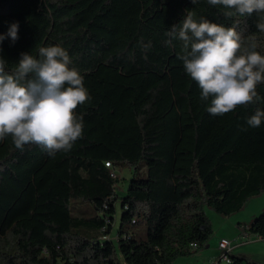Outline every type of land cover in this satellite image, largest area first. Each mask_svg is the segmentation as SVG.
Returning <instances> with one entry per match:
<instances>
[{
  "label": "trees",
  "instance_id": "1",
  "mask_svg": "<svg viewBox=\"0 0 264 264\" xmlns=\"http://www.w3.org/2000/svg\"><path fill=\"white\" fill-rule=\"evenodd\" d=\"M188 11L255 34L264 55L255 14L226 18L207 0H0L5 72L23 53L58 45L91 97L76 109L84 132L67 153L53 158L35 144L21 151L11 137L0 141V264H174L208 245L207 207L229 215L264 192V122L246 123L264 110V84L258 101L209 114L178 58L181 42L165 43ZM13 23L15 41L7 36ZM117 166L133 172L121 197ZM139 224L144 231L134 230ZM244 233L264 238V209Z\"/></svg>",
  "mask_w": 264,
  "mask_h": 264
},
{
  "label": "clouds",
  "instance_id": "2",
  "mask_svg": "<svg viewBox=\"0 0 264 264\" xmlns=\"http://www.w3.org/2000/svg\"><path fill=\"white\" fill-rule=\"evenodd\" d=\"M222 6L226 18L257 16L256 29L264 33V0H207ZM197 3V0H192ZM18 24L7 33L18 39ZM166 44L181 42L179 59L186 74L200 89L207 112L223 116L240 106L260 99L258 85L264 84V55L257 49L255 34L244 36L237 25L224 26L207 19L197 21L188 11L179 25L165 33ZM5 39L0 35V42ZM61 46L41 47L38 56L23 53L12 73L5 72L0 57V141L11 137L16 149L40 146L50 157L69 152L84 132L83 116L76 109L91 97L84 77ZM264 122V110L257 108L246 123L258 128ZM247 130V129H245Z\"/></svg>",
  "mask_w": 264,
  "mask_h": 264
},
{
  "label": "rangeland",
  "instance_id": "3",
  "mask_svg": "<svg viewBox=\"0 0 264 264\" xmlns=\"http://www.w3.org/2000/svg\"><path fill=\"white\" fill-rule=\"evenodd\" d=\"M115 169L117 170V175L120 177V182L116 189L118 195L121 197L127 193L129 180L133 172L130 168L125 166H117ZM139 175L145 176V170L142 169ZM89 206L90 204L87 202L77 203L74 205L73 209L75 213H78L79 209L88 208ZM116 208L117 211L114 215L115 223L112 234L116 244H118L115 235L120 226L122 214V207L119 199L116 201ZM263 209L264 192L252 197L241 210L229 215L219 213L207 207L206 213L213 226V233L208 243L209 246L202 248L193 255L178 257L174 264H214L221 256L219 242L222 238H228L232 241V255L257 264H264V238L258 237L255 234L246 235L242 229L246 228L252 219L260 215ZM144 229L145 226L143 224H139L134 228L137 232H142ZM223 264H226V262L223 261Z\"/></svg>",
  "mask_w": 264,
  "mask_h": 264
},
{
  "label": "built area",
  "instance_id": "4",
  "mask_svg": "<svg viewBox=\"0 0 264 264\" xmlns=\"http://www.w3.org/2000/svg\"><path fill=\"white\" fill-rule=\"evenodd\" d=\"M106 165L108 167H112L111 162H106ZM115 175V174H113ZM244 230V228H242ZM192 246L196 247L197 244L193 243ZM219 249L221 250V256L220 258L214 262V264H223V261L226 262V264H229L232 259H231V253L233 251V244L232 241L228 238H222L219 242ZM104 264V263H102Z\"/></svg>",
  "mask_w": 264,
  "mask_h": 264
},
{
  "label": "crops",
  "instance_id": "5",
  "mask_svg": "<svg viewBox=\"0 0 264 264\" xmlns=\"http://www.w3.org/2000/svg\"><path fill=\"white\" fill-rule=\"evenodd\" d=\"M209 246V244L207 245V247Z\"/></svg>",
  "mask_w": 264,
  "mask_h": 264
}]
</instances>
